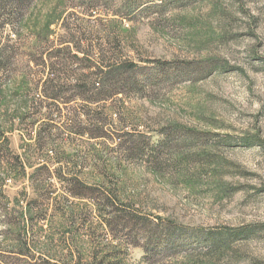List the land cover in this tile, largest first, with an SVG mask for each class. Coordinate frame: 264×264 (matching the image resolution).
Instances as JSON below:
<instances>
[{
  "label": "rangeland",
  "instance_id": "rangeland-1",
  "mask_svg": "<svg viewBox=\"0 0 264 264\" xmlns=\"http://www.w3.org/2000/svg\"><path fill=\"white\" fill-rule=\"evenodd\" d=\"M9 1L0 264H264V0Z\"/></svg>",
  "mask_w": 264,
  "mask_h": 264
},
{
  "label": "trees",
  "instance_id": "trees-1",
  "mask_svg": "<svg viewBox=\"0 0 264 264\" xmlns=\"http://www.w3.org/2000/svg\"><path fill=\"white\" fill-rule=\"evenodd\" d=\"M19 2L18 3H20L21 5H22V3H24V4H26L29 0H18ZM11 3L12 1H9L8 0V3ZM16 3V2H15ZM12 5L13 4H11V7H12ZM10 7V10L12 9ZM6 10H7V7H6V5L4 4V0H0V20L2 19V18H4V17H10L9 16V14H10V12H8L9 14L7 15V13H5L6 12ZM6 24V23H5ZM4 24V25H5ZM1 52L2 51H0V61L2 60V55H1ZM112 71H108V72H106V74L105 75H110V73H111ZM92 84V88H95V84H93V82L91 83ZM53 97H57V96H53Z\"/></svg>",
  "mask_w": 264,
  "mask_h": 264
}]
</instances>
